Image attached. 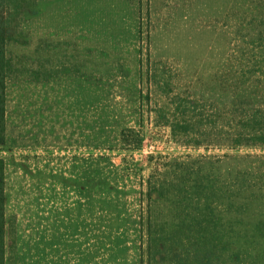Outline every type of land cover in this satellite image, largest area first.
<instances>
[{
	"label": "rangeland",
	"instance_id": "374dc122",
	"mask_svg": "<svg viewBox=\"0 0 264 264\" xmlns=\"http://www.w3.org/2000/svg\"><path fill=\"white\" fill-rule=\"evenodd\" d=\"M258 1L24 0L6 264H264Z\"/></svg>",
	"mask_w": 264,
	"mask_h": 264
},
{
	"label": "trees",
	"instance_id": "16d2710c",
	"mask_svg": "<svg viewBox=\"0 0 264 264\" xmlns=\"http://www.w3.org/2000/svg\"><path fill=\"white\" fill-rule=\"evenodd\" d=\"M23 2L24 0H0V146L6 142V83L9 67L7 44L10 38L9 31ZM6 200L5 162L0 158V264H6L7 262Z\"/></svg>",
	"mask_w": 264,
	"mask_h": 264
},
{
	"label": "crops",
	"instance_id": "0c3cea01",
	"mask_svg": "<svg viewBox=\"0 0 264 264\" xmlns=\"http://www.w3.org/2000/svg\"><path fill=\"white\" fill-rule=\"evenodd\" d=\"M119 2H121L124 6H121V11H120V16H124L125 20L130 17V11L133 9L132 8V3L129 2L130 0H117ZM137 3L139 0H135ZM261 2L259 3L256 2L255 4V24H256V37L260 38L258 41V48H259V52L264 54V0H260ZM135 12H136V17H135V21L136 20H140V17L137 15L139 14V6L137 5V7L134 8ZM198 31V30H197ZM198 34H200V32L198 31ZM201 35H202V31H201ZM227 46H230L231 43H225ZM215 46H218L215 43ZM201 47H205L203 44L197 42L194 47L192 48V51H199ZM232 46H230L229 48H231ZM262 47V49H261ZM261 49V50H260ZM216 52V50H215ZM229 54V53H227Z\"/></svg>",
	"mask_w": 264,
	"mask_h": 264
}]
</instances>
